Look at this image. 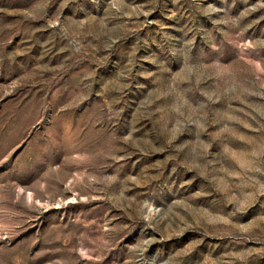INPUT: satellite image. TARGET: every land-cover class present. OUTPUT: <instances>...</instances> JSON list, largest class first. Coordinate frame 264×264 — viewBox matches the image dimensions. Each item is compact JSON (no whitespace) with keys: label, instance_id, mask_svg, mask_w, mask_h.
<instances>
[{"label":"rangeland","instance_id":"1","mask_svg":"<svg viewBox=\"0 0 264 264\" xmlns=\"http://www.w3.org/2000/svg\"><path fill=\"white\" fill-rule=\"evenodd\" d=\"M0 264H264V0H0Z\"/></svg>","mask_w":264,"mask_h":264}]
</instances>
